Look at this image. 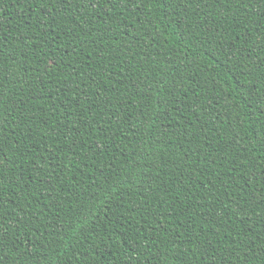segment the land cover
<instances>
[{
    "label": "trees",
    "instance_id": "1",
    "mask_svg": "<svg viewBox=\"0 0 264 264\" xmlns=\"http://www.w3.org/2000/svg\"><path fill=\"white\" fill-rule=\"evenodd\" d=\"M138 2L0 0V264H264V5Z\"/></svg>",
    "mask_w": 264,
    "mask_h": 264
},
{
    "label": "snow or ice",
    "instance_id": "2",
    "mask_svg": "<svg viewBox=\"0 0 264 264\" xmlns=\"http://www.w3.org/2000/svg\"><path fill=\"white\" fill-rule=\"evenodd\" d=\"M60 3H64L65 0H59ZM89 5H91L92 0H87ZM97 3L100 2V0H96ZM125 2H131L136 8L140 7V2L138 0H105V3H125ZM185 4H191L192 0H182ZM204 4L208 3V0H202ZM221 4L224 2V0H218ZM251 2H254L259 7L260 5H264V0H251ZM171 6V5H169ZM250 14H254L253 9L249 8ZM260 13L264 14V7H260ZM74 38H79V34L76 33L74 35ZM102 39V37H101ZM249 60L252 61L253 57L250 55ZM261 60L264 61V57H261ZM50 63L52 65H55L56 60L52 58L50 60ZM247 76L252 77L249 83L253 85V91L254 92H260L264 93V63L261 64L259 68H253L249 72L246 73ZM259 77L257 80L256 77ZM7 77V73H4L2 70H0V94L3 92V85L5 83V79ZM260 107L264 109V95H261L260 97ZM5 105L3 103H0V131H2V125H5L8 123V119L4 114ZM177 111H179V106L177 102ZM7 147V141L4 136L0 135V162H2L5 157L3 156V149ZM3 183L2 177H0V184ZM7 243V230L5 228L4 224H0V249L6 246ZM264 247V246H262Z\"/></svg>",
    "mask_w": 264,
    "mask_h": 264
}]
</instances>
